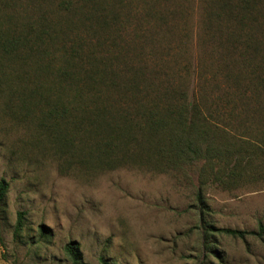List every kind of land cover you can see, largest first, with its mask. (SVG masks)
Wrapping results in <instances>:
<instances>
[{
    "label": "rangeland",
    "instance_id": "rangeland-1",
    "mask_svg": "<svg viewBox=\"0 0 264 264\" xmlns=\"http://www.w3.org/2000/svg\"><path fill=\"white\" fill-rule=\"evenodd\" d=\"M214 1L0 0V180L8 184L0 204V264H74L64 249L70 241L78 244L79 264H264V231L244 238L206 232L210 224L264 226V181L251 174L213 181L222 169L215 159L173 167L175 156L153 151L168 143L162 134L119 137L116 149L100 150L109 135L88 99L98 87L94 79L86 86L87 75H115L122 85L130 74L138 81L145 64H157L160 78L175 77L188 97L200 75L208 96H223V71L213 67L221 60L212 51L217 42L205 30L206 20H219H209L218 10ZM14 35L21 40L13 48L3 44ZM148 46L163 64L146 56ZM70 47L86 102L72 100L76 87L56 77ZM102 90L114 110L121 108L124 89ZM62 107L69 108L65 117L50 116ZM18 214L22 227L15 233Z\"/></svg>",
    "mask_w": 264,
    "mask_h": 264
},
{
    "label": "trees",
    "instance_id": "trees-1",
    "mask_svg": "<svg viewBox=\"0 0 264 264\" xmlns=\"http://www.w3.org/2000/svg\"><path fill=\"white\" fill-rule=\"evenodd\" d=\"M213 7H218V10L209 13V20L213 16L219 20L215 24L214 20H206L205 30L209 39L217 42L210 45L221 59L216 60L213 67H216L217 72L223 71L226 83L224 98L217 94L208 96L202 87L207 85L202 75L197 77L188 97L175 77L169 80L165 74L162 78L156 75L160 70L157 64H145L137 68L141 77L138 81L144 84L142 87L135 74L128 75L122 85L117 84L115 75L112 78L106 77V73L98 78L87 75L86 82L91 80V83L86 86L90 87L95 80V86L98 87L88 95L89 104L97 103L92 108L93 117L109 135L99 149L105 146L116 149L114 142L119 137L138 140L137 133L143 132L150 137L162 134L167 137L168 143L156 145L153 151L160 153L165 150L175 156L169 160L173 167L179 168L202 158L215 159L221 162L222 169L213 173V181L229 184L247 174H251L256 182L264 181V3L261 0H215ZM225 16L228 20H225ZM20 40L19 36L14 35L6 37L3 44L13 48ZM64 50L71 53L65 57L64 65L55 70L56 77L60 82L66 81L68 87H76L72 100L86 102L84 89L81 91L75 84L81 81L82 71L71 69L74 64L72 58L76 57L77 50L73 47ZM144 51L146 56L157 58L159 65L165 62L164 57L155 55L154 47L148 46ZM92 65L97 67L96 64ZM128 68L134 67L129 65ZM102 87L107 92L124 89L118 100L122 103L121 108L114 110L102 98ZM68 113L67 107H62L60 111L51 109L49 112L53 118L65 117ZM218 120L223 124L218 123ZM218 135L226 137L227 142L218 144ZM7 187V182L1 179L0 204ZM21 227V214H18L15 233ZM263 231V225L258 231L221 228L211 224L206 229L210 235L220 233L238 238H244L247 234L261 236ZM64 249L72 262L79 264L81 253L77 242L66 243ZM101 263L107 264L103 260Z\"/></svg>",
    "mask_w": 264,
    "mask_h": 264
}]
</instances>
